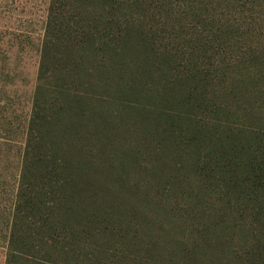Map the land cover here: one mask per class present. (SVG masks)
<instances>
[{
    "label": "rangeland",
    "instance_id": "1",
    "mask_svg": "<svg viewBox=\"0 0 264 264\" xmlns=\"http://www.w3.org/2000/svg\"><path fill=\"white\" fill-rule=\"evenodd\" d=\"M53 1L0 0V264L7 259L37 85L51 96L69 88L93 100L96 117L84 112L88 126L71 133L74 146L67 153L78 162L85 133L104 143L96 156L88 153L100 166L72 172L95 175L99 194L91 202L83 191L74 224L47 222L55 242L27 248L26 261L12 257L10 264H35L37 258L46 264H264L261 214L193 168L197 146L184 134L192 119H168L190 112L164 104L176 94L172 90L186 95L205 83V102L238 110L235 123L264 130V0H107L103 10L97 0ZM81 30L105 35L117 53L122 45L123 66H111L113 51L103 58L96 46L79 65L73 52L49 45L39 78L45 33L48 40L64 35L74 42ZM118 74L140 102L152 94L147 116L135 103L107 102ZM21 217L28 244L32 225Z\"/></svg>",
    "mask_w": 264,
    "mask_h": 264
},
{
    "label": "trees",
    "instance_id": "2",
    "mask_svg": "<svg viewBox=\"0 0 264 264\" xmlns=\"http://www.w3.org/2000/svg\"><path fill=\"white\" fill-rule=\"evenodd\" d=\"M97 1L102 10L107 7V0ZM51 3L54 4V1L51 0ZM49 11H51L52 17V5ZM53 18L55 19L56 16L53 15ZM51 21L49 18L46 26L47 31ZM67 25L70 26L71 24L67 22ZM78 28L79 26L75 24L73 30L78 33ZM69 30L71 31L72 28H69ZM79 34L80 40L70 42V36L66 39V36L61 35L55 37V39L48 40V35L45 33L41 47L39 78L45 72V61L46 57H48L49 45H54L55 50L57 48L68 55L73 52L79 65L84 64V61L88 60L92 48L96 46L103 53V58L104 53L113 51L112 60L110 59L111 66H123V60L118 64L121 59V53L124 52L122 45L118 47L120 53H117V49L114 48L113 50L111 44L107 43L105 35L100 37L99 32L93 34L87 30H81ZM138 42L144 44L146 39L142 38ZM53 56L56 57V54ZM103 72L106 73V70L104 69ZM205 76L203 74L202 81ZM103 80L104 78H102ZM184 81H187V79ZM106 85H108L106 87L108 89L109 83ZM129 85L130 83L124 81L123 77L118 74L116 85L112 84V86H115L111 90L113 91V98H109L107 102H115V100L120 99L128 103H135L137 104L135 110L141 112V115L147 116L149 110L147 111L146 108L150 105L149 101L152 98V94L143 95L142 98L145 99L140 102L138 100L140 97L135 87L133 85L129 87ZM193 87L195 88L194 92L182 95L172 90L171 92L176 94L164 98V104L167 102L175 103L177 107L184 108L190 112L189 114L182 113V116L175 112L170 113L171 117L168 119H192V129L185 125L189 131H185L184 134L189 136L188 142L197 146L196 161L199 164L195 162L193 168L198 167L205 180L208 177L214 179V182L218 184L226 195H236V200L247 202L253 214H261L260 219L264 223L263 128H254L244 124L242 126L235 123L232 117L237 116L238 110L234 111L231 108L229 110L228 107L220 106L214 101H211V103L205 102L207 99H204L201 93L206 87L205 83L199 85V88L196 85ZM53 93L55 94L51 96L49 89L43 87V85L42 87L37 85L33 97L31 115L26 128L27 136L23 153V164L5 264L12 263L10 262L12 257L26 261L29 257L27 248L32 249L38 246H45V244L52 245L55 242V235L47 231V222L56 223L57 219H62L63 221L71 220L69 222L73 225L81 213L80 197L85 195L83 191L89 196L91 202L93 199L96 201L98 199L99 193L96 186L98 182L94 178L95 175L93 177L89 175L87 177L85 175L84 177H75L72 172L82 174L85 170L89 171L94 169V166H100V160L95 159L93 156L90 157L89 154H91V151L96 156L93 151L100 150L104 143L97 141L99 137L94 139V134L85 133L86 139L80 145L83 148L84 155H78L75 158L78 162L71 159L72 156L69 157V153H67L70 147L74 146L71 133H77L79 126L86 119L83 115L84 112L91 114L92 117L95 116L94 102L88 95L81 92H73L69 88L66 90L59 88ZM47 94L49 98H45ZM211 113H215V115H211ZM244 113L245 110L242 116H244ZM238 115L239 117L241 116L240 114ZM255 116L259 120L261 114L256 113ZM140 118L145 119L143 117ZM83 124L88 126L85 122ZM181 130L184 131L185 129L181 128ZM45 137H48L49 140L44 141ZM73 166L75 167L74 169H72ZM94 186H96V189ZM23 215L27 216L28 223L32 225L28 232L32 236L28 244H26L24 237L25 227L22 226V223H25L26 220V218L21 217ZM92 216L95 217L94 214ZM71 232L74 233V228L71 229ZM40 259L37 258L32 261L35 264L47 263V261Z\"/></svg>",
    "mask_w": 264,
    "mask_h": 264
}]
</instances>
